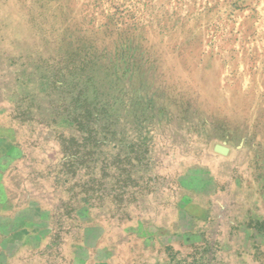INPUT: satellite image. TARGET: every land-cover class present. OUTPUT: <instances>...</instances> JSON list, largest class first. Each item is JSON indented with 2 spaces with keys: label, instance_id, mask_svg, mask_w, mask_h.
<instances>
[{
  "label": "rangeland",
  "instance_id": "374dc122",
  "mask_svg": "<svg viewBox=\"0 0 264 264\" xmlns=\"http://www.w3.org/2000/svg\"><path fill=\"white\" fill-rule=\"evenodd\" d=\"M0 264H264V0H0Z\"/></svg>",
  "mask_w": 264,
  "mask_h": 264
},
{
  "label": "water",
  "instance_id": "95a60500",
  "mask_svg": "<svg viewBox=\"0 0 264 264\" xmlns=\"http://www.w3.org/2000/svg\"><path fill=\"white\" fill-rule=\"evenodd\" d=\"M214 152L222 156H225L228 153V149L224 146L216 145L214 147Z\"/></svg>",
  "mask_w": 264,
  "mask_h": 264
},
{
  "label": "crops",
  "instance_id": "0c3cea01",
  "mask_svg": "<svg viewBox=\"0 0 264 264\" xmlns=\"http://www.w3.org/2000/svg\"><path fill=\"white\" fill-rule=\"evenodd\" d=\"M2 203L3 204H6L7 205V208L9 209H11L12 208V203H11V200H10V198H7V201L5 200H2Z\"/></svg>",
  "mask_w": 264,
  "mask_h": 264
}]
</instances>
